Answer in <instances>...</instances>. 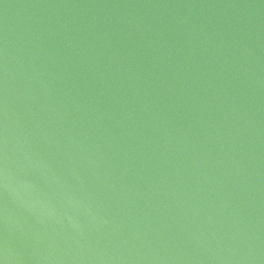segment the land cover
<instances>
[{
  "label": "water",
  "instance_id": "1",
  "mask_svg": "<svg viewBox=\"0 0 264 264\" xmlns=\"http://www.w3.org/2000/svg\"><path fill=\"white\" fill-rule=\"evenodd\" d=\"M0 264H264V0H0Z\"/></svg>",
  "mask_w": 264,
  "mask_h": 264
}]
</instances>
